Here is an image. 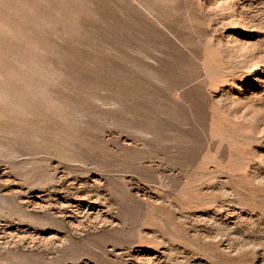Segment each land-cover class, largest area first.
<instances>
[{
  "label": "rangeland",
  "instance_id": "1",
  "mask_svg": "<svg viewBox=\"0 0 264 264\" xmlns=\"http://www.w3.org/2000/svg\"><path fill=\"white\" fill-rule=\"evenodd\" d=\"M0 264H264V0H0Z\"/></svg>",
  "mask_w": 264,
  "mask_h": 264
}]
</instances>
